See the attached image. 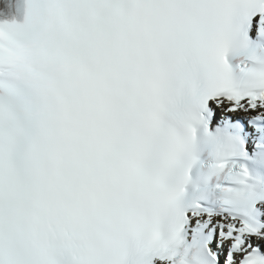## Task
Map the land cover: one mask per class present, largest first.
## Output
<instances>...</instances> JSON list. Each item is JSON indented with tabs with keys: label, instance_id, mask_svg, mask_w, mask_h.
<instances>
[{
	"label": "snow or ice",
	"instance_id": "6c2138e0",
	"mask_svg": "<svg viewBox=\"0 0 264 264\" xmlns=\"http://www.w3.org/2000/svg\"><path fill=\"white\" fill-rule=\"evenodd\" d=\"M0 264H264V0H0Z\"/></svg>",
	"mask_w": 264,
	"mask_h": 264
}]
</instances>
